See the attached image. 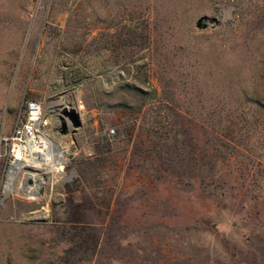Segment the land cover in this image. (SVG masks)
<instances>
[{"label": "rangeland", "instance_id": "rangeland-1", "mask_svg": "<svg viewBox=\"0 0 264 264\" xmlns=\"http://www.w3.org/2000/svg\"><path fill=\"white\" fill-rule=\"evenodd\" d=\"M1 25L0 132L34 100L66 162L7 188L0 136V264H264V0H0Z\"/></svg>", "mask_w": 264, "mask_h": 264}, {"label": "bare ground", "instance_id": "bare-ground-1", "mask_svg": "<svg viewBox=\"0 0 264 264\" xmlns=\"http://www.w3.org/2000/svg\"><path fill=\"white\" fill-rule=\"evenodd\" d=\"M40 117L36 120L37 131L34 133L33 137L25 144H15L14 151V160L10 164L9 180L7 188L11 185V178L13 174L25 166H34V168L41 169L39 172L25 170L26 172L32 174L33 178H37V182L33 184L37 187L44 184V181L41 179L40 173L43 172L42 169H48L51 173L59 171L63 164L66 162V157L63 154L62 150L56 147L57 155L53 156L50 152L51 143L48 137L40 132L39 123L47 121L43 119L42 110L40 105L36 109V112ZM37 114L35 116H37ZM14 164V165H13ZM13 165V166H12ZM52 177V176H51Z\"/></svg>", "mask_w": 264, "mask_h": 264}, {"label": "built area", "instance_id": "built-area-1", "mask_svg": "<svg viewBox=\"0 0 264 264\" xmlns=\"http://www.w3.org/2000/svg\"><path fill=\"white\" fill-rule=\"evenodd\" d=\"M38 105H40L38 102L34 100H30L27 102V109H28V115L26 120L15 126L13 131L8 135H1V139L9 143V153L11 155L10 163L14 160V149L15 144H25L27 143L34 135V133L37 131L36 128V120L40 117V114L38 116L36 112V109L38 108ZM37 114V116H35ZM41 123H39L40 126ZM110 131H113L112 129Z\"/></svg>", "mask_w": 264, "mask_h": 264}, {"label": "water", "instance_id": "water-1", "mask_svg": "<svg viewBox=\"0 0 264 264\" xmlns=\"http://www.w3.org/2000/svg\"><path fill=\"white\" fill-rule=\"evenodd\" d=\"M206 18L208 21L212 19V17H207V16H200L197 18V21H196V25H200L202 24V21L203 19ZM202 25H206V22H204ZM64 112L68 115V117L70 118L71 120V123L74 127L78 126L81 124V120L78 116V113L75 111V110H64ZM74 128L71 129V131H73ZM27 182L28 183H36L37 182V178L36 179H32L31 177H28L27 178ZM43 187H44V184H41L39 187H38V192L39 193H42L43 191Z\"/></svg>", "mask_w": 264, "mask_h": 264}, {"label": "trees", "instance_id": "trees-1", "mask_svg": "<svg viewBox=\"0 0 264 264\" xmlns=\"http://www.w3.org/2000/svg\"><path fill=\"white\" fill-rule=\"evenodd\" d=\"M69 223L73 226L76 225L82 229H85L86 226H89V221L87 220H82V221L72 220V221H69Z\"/></svg>", "mask_w": 264, "mask_h": 264}, {"label": "crops", "instance_id": "crops-1", "mask_svg": "<svg viewBox=\"0 0 264 264\" xmlns=\"http://www.w3.org/2000/svg\"><path fill=\"white\" fill-rule=\"evenodd\" d=\"M0 27H3V25H1ZM30 101V100H29ZM17 126V125H16ZM14 129V128H13ZM13 130H11V132H12ZM11 132H9V133H6V132H0V136L1 135H8V134H10Z\"/></svg>", "mask_w": 264, "mask_h": 264}]
</instances>
